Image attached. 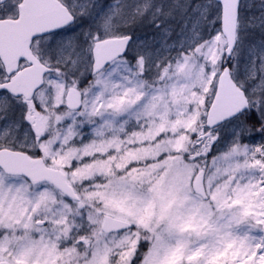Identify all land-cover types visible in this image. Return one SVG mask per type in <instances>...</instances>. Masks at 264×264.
<instances>
[{"label":"snow or ice","instance_id":"1","mask_svg":"<svg viewBox=\"0 0 264 264\" xmlns=\"http://www.w3.org/2000/svg\"><path fill=\"white\" fill-rule=\"evenodd\" d=\"M0 264H264V0H0Z\"/></svg>","mask_w":264,"mask_h":264}]
</instances>
